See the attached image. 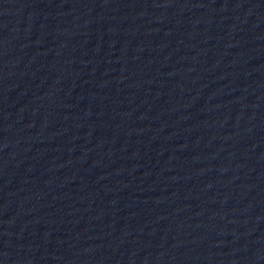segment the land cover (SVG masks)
<instances>
[{
	"label": "water",
	"instance_id": "water-1",
	"mask_svg": "<svg viewBox=\"0 0 264 264\" xmlns=\"http://www.w3.org/2000/svg\"><path fill=\"white\" fill-rule=\"evenodd\" d=\"M4 264H264V0H89Z\"/></svg>",
	"mask_w": 264,
	"mask_h": 264
}]
</instances>
